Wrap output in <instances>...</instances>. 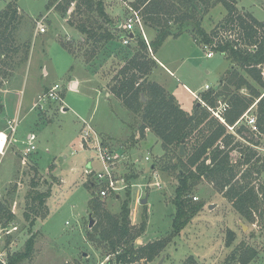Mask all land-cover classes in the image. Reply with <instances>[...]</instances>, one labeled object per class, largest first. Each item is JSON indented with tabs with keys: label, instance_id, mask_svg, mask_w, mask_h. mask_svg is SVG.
<instances>
[{
	"label": "rangeland",
	"instance_id": "obj_1",
	"mask_svg": "<svg viewBox=\"0 0 264 264\" xmlns=\"http://www.w3.org/2000/svg\"><path fill=\"white\" fill-rule=\"evenodd\" d=\"M8 1L0 0V12ZM59 1H18L23 15L17 34L21 50L13 60L5 58L0 63V131L8 132V119L20 115L13 139L5 153L0 154V201L14 214L6 224L0 220V257L7 261L8 255L24 251L27 239L34 234L31 256L17 264H110L108 260L113 255L109 244L93 229L98 217L90 208V200L93 194L98 196L93 181L101 162L93 143L82 147L85 119L91 122L106 145L123 154L116 171L128 186L118 199L100 197L104 207L119 215L130 190V218L135 235L143 212L147 211L145 231L137 236L133 234L129 245L138 247L158 239L167 240L165 248L153 260L142 259L133 264H242L240 253L247 247L257 251L247 264H264V222L258 218L246 219L219 187L206 178L199 179L189 194L193 202L203 207L178 235L173 234V197L181 170L173 164L179 156L186 159L190 144L184 145L185 154L181 155L180 145L164 147L149 128L142 135L141 115L126 108L114 94L111 99L107 97L112 77L138 48L137 39L124 44L122 39L115 38L96 49L91 42L83 41V33L77 29L78 24L86 22L99 28L98 31L111 29L122 33L120 27L114 29L112 24H119L130 8L122 0H104L108 20L96 11H88L85 5L81 11H75L74 3L64 16L55 8ZM236 1L239 11L251 12L264 20V0ZM226 13L222 3L210 5L203 14V26L211 31ZM44 15H47L46 31L36 34L34 20ZM146 34L149 41L156 37L155 30L148 25ZM23 42L30 45L27 59ZM156 52L150 51L151 57ZM206 54L207 50L193 38V30L188 27L180 36H169L165 40L157 53L161 66H156L148 77L166 86L186 111H191L199 102L207 105L204 94L220 86L231 64L219 52L211 58ZM79 63L94 77L75 90L76 85L72 83L74 74L81 69ZM44 67L49 74L43 79ZM35 82H40L39 96L49 90L50 84L60 83L64 100L38 102V92L33 96ZM205 84L212 88L206 91ZM8 86L22 89L16 116L4 111L3 93ZM193 92L198 93L196 98ZM25 95L28 99L34 97L30 103L36 101L34 111L23 103ZM65 107L68 109L64 110ZM29 131L38 135L34 142L36 150L23 163V151L28 145L25 135ZM262 145L264 147V140ZM147 155L149 160L145 159ZM263 164L264 158L260 156L259 165ZM92 168V172H86ZM157 180L161 186L156 185ZM252 181L257 187L264 186V169L254 174ZM34 189H51L47 210L37 209V212L28 207L27 195ZM144 198L148 199L146 203H142ZM26 212L30 213V218H26ZM90 234L94 235L93 240L89 239Z\"/></svg>",
	"mask_w": 264,
	"mask_h": 264
},
{
	"label": "trees",
	"instance_id": "obj_2",
	"mask_svg": "<svg viewBox=\"0 0 264 264\" xmlns=\"http://www.w3.org/2000/svg\"><path fill=\"white\" fill-rule=\"evenodd\" d=\"M18 1L9 0L0 12V63L5 58L13 60L14 55L21 50L17 34L23 15L20 13ZM123 1L140 11L146 25L155 30L156 37L149 43L141 36L137 37L138 48L112 77L109 90L126 108L141 115L142 135L149 128L166 148L181 144H190L191 147L186 159L179 156L177 163L173 164L181 168L173 197V234L178 235L203 207V204L195 203L189 197L194 184L201 178L214 182L246 219L254 221L258 218L264 222V186L257 187L252 181L254 174H260L264 169V164L259 165L260 156H256L257 152L245 147L243 151H239L240 156L233 160L231 152L240 143L229 133L227 125L215 118L202 103H196L192 112L186 111L172 93L148 77L157 66V61L151 57L150 49L158 51L169 36L178 37L191 27L193 38L202 47L211 45L231 64V68L222 77L220 86L204 94L207 104L214 106L220 97H224L230 104L225 117L227 123L233 125L258 100L259 125L264 132V91L253 85L242 72H246L264 88V20H259L251 12L239 11L236 0ZM74 3L75 11H81L85 5L88 11H96L108 19L104 0H61L55 8L65 16L68 8ZM217 3H222L227 13L211 31H208L203 26V14L210 5ZM112 26L114 29L119 28V24L113 23ZM77 29L83 33V41L91 42L96 49L122 37V33L117 34L111 29L98 31L99 28L86 22L78 24ZM22 46L27 59L29 42H23ZM243 87L247 88V93H242ZM238 131L242 133L243 129ZM244 136L255 142L250 135ZM50 195L51 189L30 190L27 195L30 199L28 207L37 212V209L47 210V199ZM114 197L118 199L117 196ZM130 199L131 192L128 190L119 215L108 211L99 195L93 194L90 200V208L98 217L93 229L109 244L113 255L108 260L110 264H133L142 259L153 260L167 244L166 239H158L138 247L129 245L135 235L131 226ZM13 216L10 209L0 201L2 223L10 222ZM25 216L30 218V213L26 212ZM146 226L147 211L144 210L135 236L143 233ZM89 239L93 240L94 235L90 234ZM34 246L35 237L32 234L26 241L24 251L8 255L6 263L0 259V264H17L31 256ZM256 255L255 249L247 247L240 253L241 263L247 264Z\"/></svg>",
	"mask_w": 264,
	"mask_h": 264
},
{
	"label": "built area",
	"instance_id": "obj_3",
	"mask_svg": "<svg viewBox=\"0 0 264 264\" xmlns=\"http://www.w3.org/2000/svg\"><path fill=\"white\" fill-rule=\"evenodd\" d=\"M126 4L130 8V12L119 22V27L122 29V42L124 44H129L131 41L136 40L138 36H141L147 43H149L150 41L148 40V36L146 34L147 25L144 22L140 11L134 9L129 3L126 2ZM46 17L47 15H44L41 18H35L34 22L36 34L44 33L46 31ZM203 48L207 50L206 55L208 58L213 57L215 52H217L211 45H204ZM150 51H152V49H150ZM211 88V85L206 84V91ZM61 90L62 85L60 83H55L46 93H44V95L39 96L38 102H45L48 99L63 101L64 99L60 94ZM241 91L242 93H247V88L243 87ZM204 106L209 109L215 118L228 126L229 133L233 134L235 136V140L240 143V145H238L237 148L231 152V158L233 160H236L237 157L240 156L241 153L239 152V149L242 147H250L257 152V156L264 158V147L262 145L264 132L261 130L259 125L257 102L253 103L233 125H229L227 123L225 114L230 108V104L223 97H220L214 106H209L208 104ZM83 122L85 126L81 131L83 137L82 147L86 148L89 143H93L94 149L98 152V157L101 162V167L96 173V181H93V185L96 186L97 189V194L104 198L107 196L120 195V192L125 190L128 186L124 179L117 176L116 171V165L118 161L123 158V154H121L118 150H114L115 148H110L106 145L90 121L84 119ZM7 123L9 131H0V154L2 155L5 153V149L9 141L13 139L18 129L20 123L19 116L8 119ZM238 129H243V132L240 133ZM244 134L253 137L255 142L248 140ZM35 140L36 134L30 133L28 135V145L23 151V163H26L28 156L36 150V145L34 143ZM145 159L149 160L150 157L147 155ZM92 170L93 168L90 170L87 169L86 172L89 173L92 172ZM156 185L161 186V183L157 180ZM0 259L6 263L5 259L1 257Z\"/></svg>",
	"mask_w": 264,
	"mask_h": 264
},
{
	"label": "crops",
	"instance_id": "obj_4",
	"mask_svg": "<svg viewBox=\"0 0 264 264\" xmlns=\"http://www.w3.org/2000/svg\"><path fill=\"white\" fill-rule=\"evenodd\" d=\"M123 1V0H122ZM125 4H126V1H123ZM20 12H21V9H20ZM118 39H122V38H118ZM114 40V39H113ZM113 40H111V41H113ZM110 41V42H111ZM159 52V50L156 52V54L155 55H153V58L157 61V66H161L160 64H161V60H159V58H158V56H157V53ZM75 60V59H74ZM79 65L81 66V69H79V71L76 73V74H74V81H73V83L72 84H75L76 86V89L75 90H78V89H80V87L85 83V82H87L88 80H90V77H94V76H90V75H88V70L82 65V64H80L79 63ZM45 68V67H44ZM44 76H43V79L44 78H46V76L49 74V72H48V69L47 68H45L44 69ZM35 77L37 76L36 74L34 75ZM87 76V77H86ZM37 79H39V77L37 76L36 77ZM221 81V80H220ZM56 83H58V82H56ZM159 83V82H158ZM161 84V83H160ZM54 84H50L48 87H52ZM162 85V84H161ZM162 86H164V85H162ZM205 86H206V84H205ZM165 88H166V86H164ZM204 89H205V87H204ZM21 88L20 87H13V86H8V87H6V89L4 90V95H3V105H4V108H5V110L4 111H7V114H10V113H12V115L11 116H16V115H19V114H16L18 111H19V108H18V106H17V103L19 102V99H20V92H21ZM33 90H34V95L33 96H35L36 97V93L38 92V96L40 95V93L42 92L41 91V87H40V82L39 83H34V88H33ZM204 91V90H203ZM20 93V94H19ZM106 95H107V97H109L110 98V96L112 95V93H110V92H106ZM193 95L195 96V98L198 96V93L196 94L195 92H193ZM32 97V96H31ZM30 97V99H28L27 98V96L25 95L24 97H23V103H25L26 104V106H27V109H28V107H30V110L31 111H34V105L36 104V101L33 103V104H31L30 105V103L32 102V99H34V97L33 98H31ZM111 99V98H110ZM30 105V106H29ZM68 109V107H65V109L64 110H67ZM194 109V106L192 107V109H191V111H188V112H192V110ZM27 111V110H26ZM19 113H21V110H20V112ZM33 114V113H32ZM32 114H30L32 117L34 116V115H32ZM20 116V115H19ZM30 133H34L33 131H29V132H27V134L25 135L26 136V139H28V135L30 134ZM34 134H36V132L34 133ZM37 134H36V138H37Z\"/></svg>",
	"mask_w": 264,
	"mask_h": 264
},
{
	"label": "water",
	"instance_id": "obj_5",
	"mask_svg": "<svg viewBox=\"0 0 264 264\" xmlns=\"http://www.w3.org/2000/svg\"><path fill=\"white\" fill-rule=\"evenodd\" d=\"M198 104H200V102H199ZM180 154H181V155H184V154H185L184 144H181V145H180ZM119 196H120V195H117L118 198H119ZM147 201H148L147 198L142 199V203H146Z\"/></svg>",
	"mask_w": 264,
	"mask_h": 264
}]
</instances>
